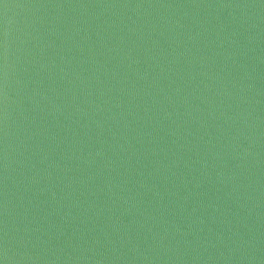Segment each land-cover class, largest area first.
Here are the masks:
<instances>
[{
    "label": "water",
    "instance_id": "obj_1",
    "mask_svg": "<svg viewBox=\"0 0 264 264\" xmlns=\"http://www.w3.org/2000/svg\"><path fill=\"white\" fill-rule=\"evenodd\" d=\"M0 264H264V0H0Z\"/></svg>",
    "mask_w": 264,
    "mask_h": 264
}]
</instances>
